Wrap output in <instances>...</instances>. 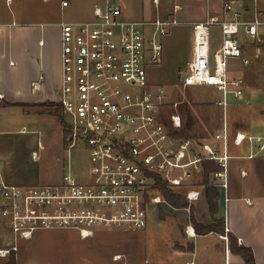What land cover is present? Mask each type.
Wrapping results in <instances>:
<instances>
[{"label":"built area","instance_id":"built-area-1","mask_svg":"<svg viewBox=\"0 0 264 264\" xmlns=\"http://www.w3.org/2000/svg\"><path fill=\"white\" fill-rule=\"evenodd\" d=\"M68 4L61 0V6ZM224 9L230 14L227 19L209 16L188 22L192 54L180 70L184 87L210 85L220 93L215 103L222 108L223 122L210 140L170 131L163 110L173 108L168 122L179 129V102L171 101L167 88L152 84L147 76L146 68L161 61L160 39L177 19H127L118 4L105 0L94 3L88 16L60 22L59 104L70 126L68 145L81 142L85 148L86 177L80 180L64 170L58 182L17 186L7 184L0 173V226L9 234L0 243V264L17 257L20 240L39 230L72 228L86 238L96 227L144 228L150 206L163 201L160 194H152L157 179L181 188L185 200L196 201L205 187L197 178L204 162L216 165L208 183L227 190L230 144L247 140L264 149V137L231 134L225 112L229 95L242 99L244 92L242 78H229L227 58L238 57L248 65L239 33L260 42L257 27L264 21L242 19L240 6L232 1ZM213 25L220 28L215 49Z\"/></svg>","mask_w":264,"mask_h":264},{"label":"crops","instance_id":"crops-1","mask_svg":"<svg viewBox=\"0 0 264 264\" xmlns=\"http://www.w3.org/2000/svg\"><path fill=\"white\" fill-rule=\"evenodd\" d=\"M228 1L240 6L242 19L252 20L257 17L264 21V0H173L172 6H167V2L162 4L161 0H158L157 3L153 1L152 14L139 20H150L156 16L175 18L183 22L182 24L189 25L191 29L188 22L204 20L209 16L227 19L230 14L224 9V3ZM94 3L96 2H93L92 6ZM44 16L43 8L40 11L38 8L36 14L30 10L19 20L14 12H10L9 15L0 12V161L4 158L2 150L5 152L8 149L9 153L12 152L9 140L12 131L7 128L9 122L3 117L4 110L19 107L29 110L26 115L36 114L40 117L45 112L46 104L59 103L61 21L48 22ZM257 33L261 38L260 42H253L243 36L242 30L238 37L243 53L250 60V66L255 74L264 77V23L258 25ZM161 43L162 47L166 45L162 39ZM216 47L212 46L213 49ZM186 49L190 59L192 33ZM248 88L264 94V86ZM249 111L248 115L252 116V111ZM7 114L9 115L10 111ZM256 117L264 118V104L258 107ZM259 122L256 121V124L264 125V122ZM5 125L6 128H3ZM240 128L237 127L231 133L241 131L252 136L264 137V134L251 132L254 128L264 126H252L250 131ZM24 130L20 128L21 132ZM248 144L245 148L234 143L229 146V183L227 190L216 187L217 213L212 214L209 211L204 188L201 189L199 199L188 201L193 208L194 221L191 219L189 207L175 208L167 202L152 204L157 213L154 215L148 213L147 225L142 229L145 231L152 226L157 234L159 239L153 242L156 244L153 248L142 247L143 244L136 240L137 245L134 244L122 251L113 250L106 260L97 262L85 256L76 261H40L23 256L19 249L16 260L20 264H246L239 253L231 251L229 243L232 240L236 246H244L251 250L253 264H264V149H259L249 142ZM38 156V152L32 149L31 158L37 159ZM10 159L15 162L16 158L11 155ZM36 170L29 168L28 175L19 173L21 176L18 178H14L16 176L14 172L13 177L9 178L7 171L0 164L1 176L10 185H29L28 182L31 180L40 178ZM197 178L202 179V172ZM60 179L61 176L47 183L58 182ZM179 209H183L185 215L178 212ZM215 219H220L221 223H215ZM194 222L198 224L200 232L196 230ZM210 224L224 230L218 232L214 228L202 231ZM35 236L36 234L32 238ZM138 245L140 248H137Z\"/></svg>","mask_w":264,"mask_h":264},{"label":"rangeland","instance_id":"rangeland-1","mask_svg":"<svg viewBox=\"0 0 264 264\" xmlns=\"http://www.w3.org/2000/svg\"><path fill=\"white\" fill-rule=\"evenodd\" d=\"M98 1L70 0L69 4L63 7L60 4L61 0H9L8 3L7 0H0V12H4V15L14 12L19 20L23 19L30 10L36 14L38 8L39 11L43 8L45 21H69L88 16L92 3ZM110 1L121 7L123 16L127 19L139 20L152 14V10L154 11L153 0ZM163 2H167V6L173 5V0H161L162 4ZM179 3L181 4V1ZM182 23L178 21L177 24L170 27L168 34L161 38L166 42L161 61L155 66L146 68L147 76L152 84L167 88L171 101L179 102L178 112L181 115L182 124L187 122L189 125L188 130H182V135L186 134L184 137H192L196 140H210L223 122L222 108L215 103V100L220 97V93L210 85L184 87L181 84L180 70L184 69L186 61L189 59L186 47L191 41L192 33V28L190 29L189 25ZM210 35L212 46L216 47L220 41L218 25H213L210 28ZM227 63L229 78L240 77L244 82L243 98L236 99L229 95L227 99L225 112L230 133L237 127L250 131L252 126H264L256 124V121L264 122V118L256 117L258 107L264 104V94L248 88V86H264V77L256 75L250 63L244 65L238 57H228ZM49 110H54L57 114L53 115L45 111L40 117L36 114L26 115L29 110L19 107L11 108L8 111L4 110L3 113L7 116L2 113L4 119L9 122L7 128L12 131L9 137L12 152L9 153L8 149L5 152L2 150L4 153L2 158H4L0 161L1 166L7 171L9 178L13 177L14 172H16L14 178L20 177L22 173L28 175L29 168H36V172L40 175V178L35 181L31 180L28 182L29 185L24 186H35L55 181L64 170H70L80 180H85L86 177L87 160L83 144L80 142L69 146L67 138L70 126L62 108L55 105L51 106ZM172 110L170 105L164 107L163 121L168 122L167 116ZM249 110L252 111V116L248 115ZM61 119L66 124V130L60 123ZM167 125L170 126L169 122ZM2 127L6 128V125ZM20 128H24V132H21ZM251 132L264 134V128H254ZM248 145V141L245 140L241 144V148L248 147ZM32 149L38 152L37 159L31 158ZM11 155L15 156V162L10 159ZM171 189L181 190V188ZM156 193L160 194L155 188L152 194ZM162 202L166 201L163 199ZM155 209L154 206H150L151 215L157 213ZM178 212L185 215L183 209H179ZM94 232L93 235L82 238L78 230L72 228L39 230L31 240H20V253L25 257L48 262L76 261L84 256L97 262L106 260L113 250L122 251L124 248L137 245L136 240L143 244L142 247L153 248L156 246L153 242L159 239L152 226L145 231L136 227H96ZM8 237V232L0 226V243L6 241ZM16 259L13 256L5 264H14Z\"/></svg>","mask_w":264,"mask_h":264},{"label":"trees","instance_id":"trees-1","mask_svg":"<svg viewBox=\"0 0 264 264\" xmlns=\"http://www.w3.org/2000/svg\"><path fill=\"white\" fill-rule=\"evenodd\" d=\"M60 106L59 103H50V104H46L45 105V111H47L50 114H57L54 112V110H49V108L51 106ZM61 107V106H60ZM60 123L63 127L64 130H66V124L65 122L61 119ZM165 123L168 124V122L165 120ZM170 127V131L173 134L176 135H182V130H188L189 125L187 124V122L184 124H182L181 128L179 129H172L171 126ZM66 132V131H65ZM186 136V134H184ZM182 135V136H184ZM216 168V165L212 162V161H206L204 162L203 165V170H202V183L205 184L204 190H205V194H206V198H207V202H208V207H209V211L214 214L217 213L218 209L215 203V198L217 196V189L216 187L210 185L208 183V174L209 171L214 170ZM155 187L156 189L159 191V193L161 194V196L163 197V199L170 204L171 206L175 207V208H184V207H189L190 210V215H191V219L192 221H194L193 219V208L191 206V204H189V202L187 200L184 199V196L182 194V192L180 190H173L170 187H168L164 181H162L161 179H157L155 182ZM215 223H221L220 219H215L214 220ZM195 226H196V230L198 232H200L198 224L196 222H194ZM215 225L210 224L205 226L202 231L206 232V231H210L212 229H216V231L218 232H222L224 230V228L222 227H214ZM230 249L233 252L239 253L246 264H253V257H252V253L251 250L247 247L244 246H236L234 244V241L230 240ZM13 256H11L12 258Z\"/></svg>","mask_w":264,"mask_h":264}]
</instances>
